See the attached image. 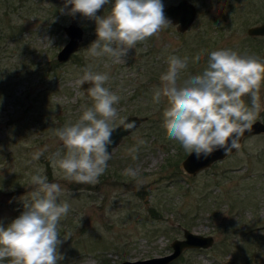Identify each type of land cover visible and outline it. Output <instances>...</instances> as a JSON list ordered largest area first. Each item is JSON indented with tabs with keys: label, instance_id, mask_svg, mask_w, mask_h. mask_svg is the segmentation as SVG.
<instances>
[{
	"label": "rangeland",
	"instance_id": "374dc122",
	"mask_svg": "<svg viewBox=\"0 0 264 264\" xmlns=\"http://www.w3.org/2000/svg\"><path fill=\"white\" fill-rule=\"evenodd\" d=\"M177 1L0 0V264L145 259L182 228L214 242L174 264H264V134L195 175L179 165L229 124L264 121V36L247 34L264 0H190L184 32L151 18ZM71 18L83 37L58 62ZM218 52L249 59L230 70ZM129 115L147 120L107 156L66 141Z\"/></svg>",
	"mask_w": 264,
	"mask_h": 264
},
{
	"label": "water",
	"instance_id": "95a60500",
	"mask_svg": "<svg viewBox=\"0 0 264 264\" xmlns=\"http://www.w3.org/2000/svg\"><path fill=\"white\" fill-rule=\"evenodd\" d=\"M197 6L190 0H179L163 7L155 8L151 13L153 20L171 22L176 30L184 32L188 30L196 19ZM67 36L66 43L56 54L58 62H66L71 55L79 49L84 30L75 18L64 26ZM250 36H264V21L247 28ZM249 55L237 52H218L212 56V61L223 68L234 70L240 64L248 61ZM93 82L84 80L81 88L88 92L93 87ZM147 120V116L129 115L119 124L102 128L95 126L81 134H70L66 141L79 145L85 150L98 151L100 155H109L116 148L122 139L134 129ZM264 134V121L256 119L253 121L241 120L229 124L219 131L203 147L191 150L180 162V168L188 175H195L197 172L210 167L218 160L234 153L242 144L243 139L248 135ZM213 236L210 234H199L182 228V238H176L170 243L171 251L164 255L153 256L145 259L123 260L118 264H171L186 249H205L212 246Z\"/></svg>",
	"mask_w": 264,
	"mask_h": 264
},
{
	"label": "trees",
	"instance_id": "16d2710c",
	"mask_svg": "<svg viewBox=\"0 0 264 264\" xmlns=\"http://www.w3.org/2000/svg\"><path fill=\"white\" fill-rule=\"evenodd\" d=\"M175 262H173L172 264H174Z\"/></svg>",
	"mask_w": 264,
	"mask_h": 264
}]
</instances>
